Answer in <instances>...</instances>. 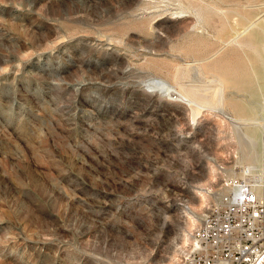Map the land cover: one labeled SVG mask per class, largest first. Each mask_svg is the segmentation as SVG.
<instances>
[{"label": "rangeland", "instance_id": "rangeland-1", "mask_svg": "<svg viewBox=\"0 0 264 264\" xmlns=\"http://www.w3.org/2000/svg\"><path fill=\"white\" fill-rule=\"evenodd\" d=\"M261 26L264 0H0V264H179L186 210L249 164L264 197ZM216 75L192 119L181 86Z\"/></svg>", "mask_w": 264, "mask_h": 264}, {"label": "built area", "instance_id": "built-area-1", "mask_svg": "<svg viewBox=\"0 0 264 264\" xmlns=\"http://www.w3.org/2000/svg\"><path fill=\"white\" fill-rule=\"evenodd\" d=\"M197 247L183 264H259L264 254V197L245 186L200 222Z\"/></svg>", "mask_w": 264, "mask_h": 264}, {"label": "bare ground", "instance_id": "bare-ground-1", "mask_svg": "<svg viewBox=\"0 0 264 264\" xmlns=\"http://www.w3.org/2000/svg\"><path fill=\"white\" fill-rule=\"evenodd\" d=\"M257 21L258 20L251 21L250 24L247 26V28L246 27H245L246 29L244 28L245 29L244 31H247L250 26L255 25V23H258ZM239 34H240V32L237 35H239ZM239 36H236V37L238 38ZM249 39H251L250 42L254 40L257 43L258 42L261 44H262V42L264 43V26L262 28H259L258 30L253 31L249 35ZM232 40H234V39H232ZM255 42H253V44H255ZM261 46H263V45H261ZM261 49L263 51V48H261ZM261 56H262L261 65L259 66V68L255 69V70L253 69V72H251V74L253 73L252 74L253 77L251 76L252 80H253V88L256 91L252 92V93L250 92V94H248L250 97L256 96L260 99L257 102V106L252 107L253 109H251L252 112L257 114V115L264 114V56L263 55H261ZM212 82L217 83L216 87L214 86L213 88H209V87L207 88L208 84H206L205 85L206 87L201 88L200 86H198L195 83L194 84H192V83L188 84L187 83V85L184 84L181 86L180 98H182L186 103H188L191 106L192 117H193L192 119H196L200 115L201 110L203 108L204 109L219 110V109L224 108L226 106L225 105L226 104V96H225V86H224L225 80L221 76L216 75L215 77H213V79H211V83ZM156 85H159V87L162 86L164 89V85H166V84L163 82V80L162 81L160 80V81L156 82ZM162 87L160 89H162ZM166 90H168V89H166ZM237 95H239V94H237ZM244 96H245V94L243 95V97ZM237 99H238V97H237ZM232 100H234V101H232ZM229 106L236 115V117L235 116L233 117V120H232L233 123L237 122V123H242L243 125H247V123L250 122V125H251V124H253V122L257 121L256 118H251V117L248 118L249 117L247 115L248 112L246 111L245 103L242 100L238 99L235 102V99H231ZM238 126H235V127H238ZM233 127H234V125H233ZM247 137H249L250 140L253 138L251 136V134H247ZM243 147H246L245 143L243 144ZM253 167H254L253 165L251 167V165L249 164L248 169L244 170L241 173L240 176L244 180V183L232 182L231 186H228L227 189H225L226 195H222L223 199H224V196H227L228 194L229 195L240 194L241 191L244 190L246 185L250 186V189L254 193H256L257 195H260L259 194L260 189L258 188L260 186H256V185L251 184L252 180H251V178H249L250 175L253 176V170H252V169H254ZM233 180H235V179L233 178ZM226 185H227V183H226ZM229 185H230V183H229ZM198 193H199L200 205L202 206V204H206L208 194H210V192L208 189H205V190H200ZM223 199L221 197L220 200H223ZM195 210L196 209H193V210L188 209V210H186V213H185L187 216V219L189 221V226H188V229H185L183 232V245L186 248H190L189 249L190 251L184 253V255L181 257V259L179 261V264H183L184 257H186L188 254H190L191 251L195 250L197 247L196 238L199 235V230H200V225L198 226L197 223H199V221L200 222H206L208 216H210L214 213V207H212L211 209L206 211V214L204 213V215L202 217H199V215L195 212ZM195 226H197V228L194 231V233L191 235V230H193L195 228ZM263 261H264V254L260 260V263H263Z\"/></svg>", "mask_w": 264, "mask_h": 264}]
</instances>
